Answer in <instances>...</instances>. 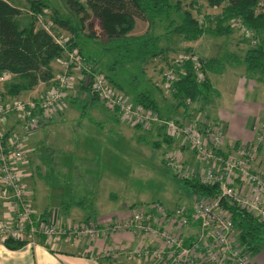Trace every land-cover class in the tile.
<instances>
[{
  "label": "built area",
  "instance_id": "obj_1",
  "mask_svg": "<svg viewBox=\"0 0 264 264\" xmlns=\"http://www.w3.org/2000/svg\"><path fill=\"white\" fill-rule=\"evenodd\" d=\"M42 28L52 34L54 23L47 24L38 16ZM241 34L255 37V32L241 18L231 22ZM53 35V34H52ZM54 37V36H53ZM55 39V37H54ZM264 41V33L260 35ZM56 40V39H55ZM65 48L66 42L56 40ZM258 40L254 39L253 45ZM194 62L198 80L205 79L198 58L182 56ZM61 72L51 81L53 87L38 98H11L3 95L2 85L10 76L0 75V123L15 117L16 128H0V201L4 214L0 220V242L13 239L35 245L38 239L59 241L63 238L93 241L108 239L124 233H138L152 240L154 247L140 245L122 249L132 259H143L150 264H255V256L239 242V230L233 215L224 208L223 200L236 204L255 220L264 222V174L256 168L264 146V122L257 128L256 138L250 142L231 145L229 155L222 146L225 139L223 127L209 119L205 107L197 108L192 118L182 122L162 121L154 110L135 104L131 98L118 92L109 84L105 75L92 73V64L76 51H65ZM93 74V89L109 111L117 113L132 127L152 129L162 125L172 139L180 140L194 151L206 168L190 172L183 165L179 152L166 154L168 163L183 178H197L202 184L218 186L217 197L194 196L191 206L169 210L161 204L134 209L126 218L117 217L103 224H56L47 216L37 213L27 195L23 172L27 143L30 136L44 120L64 109L68 91L75 81L84 79L83 73ZM165 87L170 90L180 75L174 69L164 74ZM193 105V104H192ZM195 228L190 239H185L178 230ZM192 238V239H191ZM115 252L105 251L104 258H112Z\"/></svg>",
  "mask_w": 264,
  "mask_h": 264
},
{
  "label": "trees",
  "instance_id": "obj_2",
  "mask_svg": "<svg viewBox=\"0 0 264 264\" xmlns=\"http://www.w3.org/2000/svg\"><path fill=\"white\" fill-rule=\"evenodd\" d=\"M26 1L35 19L28 25L21 26L19 19L22 11L12 5L9 0H0V75L12 74L19 79L16 83L7 82L4 84L3 95L6 97L17 98L24 93L33 91L40 83H50L56 76L52 63L63 58L67 50H76L81 57L92 64V73L105 75L112 88L118 92L127 91L124 88L126 82L134 86L132 89L133 102L154 110L162 121L182 122L180 119L179 121L177 118H172V115L175 116V112L179 109L196 112L199 107L207 109L211 106L212 100L217 98L218 92L208 78L209 72L222 71L227 65L241 63L245 66L248 74L260 75L264 80V41L260 39V35L264 33V4L261 5L260 0H209L213 7L221 6L224 3L226 5L220 15L213 19L204 16L203 22L197 20L192 12L183 11L177 0H86V4L81 0H64L69 10L67 18L61 17L58 11H55L51 20L54 23V28L58 27L73 35L66 42L65 48L56 42L52 34L39 28L37 24L38 16H43L44 11L50 7L49 0ZM80 15H82L81 18H79ZM91 16L100 20L104 31L101 43H95L101 53L99 57L101 62L100 59L92 61L93 58L84 54L77 43L80 32L83 33L85 22ZM236 18H241L245 25L255 32L254 39L258 40L257 44L250 46L243 57H239L233 52L219 58L206 60L194 54L192 48H187L186 54L183 56L198 58L205 79L198 80L195 64L191 60L184 59L180 63L179 59L174 64H170V69L176 70V73L180 75L179 80L168 90L177 105L176 109L174 110L172 107V112L169 113L160 110L157 98L145 88L143 80L140 78V73L146 75L145 65L158 58L167 60L166 55L170 50L165 47V43L167 46L171 44L168 42L169 37L179 36L185 42L195 43L203 36H232L236 29L233 28L231 22ZM137 19L149 24L147 31L142 35H133ZM204 21L209 22L210 25ZM165 22L167 24L163 27ZM159 27H163V33L158 32ZM88 37L94 41L97 40L94 34H89ZM98 61L100 62L99 67H97ZM127 68L130 69L127 71ZM83 75L84 79L80 83L81 90L89 94L91 104L100 102V97L93 89V74L84 72ZM211 121L214 120L211 119ZM134 128L158 133L160 137L158 141L154 142H151L144 132L138 137L139 142L144 141L143 143L148 145L152 144L154 150L161 149L167 143L170 144H168L169 147L173 145L174 140L166 133L162 125H156L152 129L140 126ZM171 152L177 151L170 147L166 148L162 154L163 162L170 167L172 166L165 156ZM183 165L185 166L184 162ZM176 177L190 189L192 196L211 198L217 197L219 193L218 186L215 184H202L193 177L183 178L177 171ZM153 204L161 203L155 202L147 206ZM223 204L224 208L233 215L234 224L240 232V244L256 257L261 252L264 242V222L255 220L248 212L228 199H224ZM26 245V242L13 239L5 242V246L10 250H20Z\"/></svg>",
  "mask_w": 264,
  "mask_h": 264
},
{
  "label": "rangeland",
  "instance_id": "obj_3",
  "mask_svg": "<svg viewBox=\"0 0 264 264\" xmlns=\"http://www.w3.org/2000/svg\"><path fill=\"white\" fill-rule=\"evenodd\" d=\"M9 1L22 11L21 18L19 19L21 26H26L35 19L26 0ZM177 1L180 2L183 11L192 12L200 22H203L204 16H208L212 19L217 17L222 13L223 7L226 5V3H224L221 6L213 7L209 0ZM49 2L50 7L44 11L45 14L42 16L46 24L50 21L52 24L51 16H54L55 11H58L61 17L67 18L69 10L64 0H49ZM81 2L86 4V0H81ZM260 2L261 5L264 4V0H260ZM81 16L82 15H80L79 18H81ZM204 23L210 25L209 22L204 21ZM37 24L39 28L43 27L40 21ZM166 24L167 22L163 24V27H165ZM148 27L149 24L146 21L137 19L136 29L133 35L144 34ZM163 27L158 28L159 33L164 32ZM52 34L56 40H61L63 42H68V40L73 37L71 33L61 30L58 27H53ZM89 34H94L97 40L94 41L90 39L88 37ZM102 36H104V31L101 27L100 20L95 16H91V18L85 22L83 33L80 32L77 43L84 54L93 58L92 61L100 59L101 62V58H99L101 53L99 52L98 45L96 44V47L95 43H101ZM244 36L247 35L241 34L240 30L237 29L230 37L203 36L204 39L199 44L185 42L184 39L179 36L169 37L168 42L171 44L167 46L165 43V47L170 50L166 55L167 60L158 58L149 61L144 68L146 75L140 73V78L143 80L145 88L157 98L160 110L166 113V110H171L172 105L175 103L172 100V95L164 84V74L170 69V64L179 61V59L186 54L185 50L187 48H192V51H196L194 54L200 57L201 50H203L205 46L209 49L210 57L219 58L222 55L233 52L237 56L243 57L247 49L253 46L254 41V37L251 35L247 37ZM100 62L98 61L97 67L100 66ZM54 63L57 62L54 61L52 65ZM128 69L130 68H127V71ZM56 71L57 70H54V73L57 74ZM9 75L10 76L2 85L3 92L5 91V83H16L19 81V79L15 78L12 74ZM121 78L123 80V77ZM41 84L42 83L39 85ZM140 84H142L141 81ZM42 87L45 90H51L52 83L50 82ZM124 88L127 90H124L127 93L123 92V94L125 93V95L129 96L133 102L134 93L132 89H134V86L126 82L124 83ZM78 90L79 84L75 87V91H70L69 97L73 100L82 101L83 94L76 92ZM21 98L27 99L26 95ZM101 104L97 103L96 105L90 106L83 117H80L81 115L79 116V114L77 115V108L72 106V109L65 113L63 119L55 123V130L60 132L63 137H66L65 142L67 146L69 143L73 146L72 154L68 159V172L70 176L68 175L67 177L63 174L58 166L50 165L46 167L48 171H40L36 175L37 180L45 181L50 188L63 184L62 187L66 185L67 190L72 189L69 190V192L66 191L69 196V193H71L73 197L72 201L67 200L66 202L71 204V207L68 209L70 218H76V216L80 214L84 218L89 217V220H93L94 217H101L107 213L98 208L94 200L88 197L89 193H87V189L92 186L89 184L93 182L90 181V179L97 177L95 174L94 176L86 175L89 173L87 168H90L92 163L94 166L97 163L99 166L103 165L108 169H112L114 173L112 192L118 197L117 203L114 202L113 204L114 209L133 206L141 210L145 209L148 204L155 202L161 203L168 209H175L178 206L188 205L192 200V193L190 189L176 177L174 168L163 162V156L160 152L153 151L152 145H140L138 142L135 143L137 136L142 132L147 134L145 136L151 142L158 141L160 137L158 133L143 129L139 130L132 126V128L127 127L125 124L115 122L110 119V113L108 110L104 109L102 106L103 104ZM79 113L81 114V110ZM172 118H176L174 114ZM208 118L211 119V117ZM46 131L48 130L46 129ZM46 131L45 133H47ZM91 154L95 155V158H89ZM186 155L190 156V154ZM186 155L183 154L184 158L186 157L187 159ZM191 159L193 162H196L192 157ZM186 168L190 169L188 166ZM66 177L67 181L65 182ZM99 181L101 182V177ZM106 189L101 190L100 186L95 191L101 198V194L102 197H104V195L107 194L106 191H110L109 187H106ZM101 191H103V193H101ZM100 198L99 204H101ZM58 201L59 200L51 197V204H58ZM79 202L83 205L82 209L78 207ZM262 245L263 248L264 242Z\"/></svg>",
  "mask_w": 264,
  "mask_h": 264
},
{
  "label": "crops",
  "instance_id": "obj_4",
  "mask_svg": "<svg viewBox=\"0 0 264 264\" xmlns=\"http://www.w3.org/2000/svg\"><path fill=\"white\" fill-rule=\"evenodd\" d=\"M203 39L204 38L202 37L195 43L199 44ZM200 57L205 60L216 58L210 57L209 49H207L206 46L201 50ZM55 61L57 63H54L52 68L57 70L56 72L58 74L62 67L61 61ZM57 74L55 73V75ZM208 78L218 92V95L217 98L212 100L211 106H209L205 112L211 117V119L223 127L225 131V139L222 150L229 155L234 151L231 149V145L255 140L257 133L256 130L259 125L264 122V80L260 75L248 74L245 66L241 63L227 65L222 71L213 73L209 72ZM80 83V80H76L73 88L68 91L64 109L59 111V113L44 119L40 123L39 128H37V130L30 136L27 143L26 159L22 166L24 169L23 182L33 209L43 216L47 214V217L61 226L80 223L92 224L94 222L103 224V222L117 217L126 218L130 215V211L137 209L133 206L114 209L113 204L118 201L117 195L112 192L114 173L112 169H108L103 165L99 166L97 163L95 166L92 163V166L87 168L89 173L86 175L94 176L95 174V176H97L94 179H90V181L93 182L89 184L92 186L90 188L88 187L87 193H89L88 197H90L91 200H94V203L98 205V208L107 213L101 217H94L93 220H89V217L84 218L80 214L79 216H76V218H70L68 215V209L71 207V204L66 202L67 200L72 201L73 197L71 193H69V196L66 191L69 192V190L72 189L67 190L66 185L65 187H62L63 184L50 188L45 181L37 180L36 178V175L40 171H48L46 167L50 165L58 166L63 174L67 177L68 175L70 176V173L68 172V159L72 154L73 146L71 143L67 146V143L65 142L66 137H63L60 132H57L55 130L56 126L54 125L57 121L63 119L65 113L70 111L72 106L77 108V115L79 114V116L81 115L80 117H83L90 106L97 104L90 103V96L81 90ZM77 84H79V90L76 92L83 94L82 101L73 100L69 97L70 91H75ZM42 86H46V83H42L33 91L24 93L20 97H23L24 95H26L27 98L41 97L49 91L45 90ZM176 105L177 104L174 103L172 106L174 110L176 109ZM102 106L104 109L108 110L104 105ZM80 110L81 114L79 113ZM170 111L172 112V109L166 110V113H169ZM108 112L110 113V119L125 124L127 127H131L117 113L109 110ZM175 113V117L181 121L190 119L197 114L193 111L186 112L183 109H179ZM0 128L3 130L15 129V117H10L2 121L0 123ZM46 129L48 131H46ZM45 131L47 133H45ZM139 135L137 136L135 143L138 142L140 145H148L147 143H143L144 141L139 142ZM173 140V145L170 147L174 151L179 152L185 166L190 168L187 170L195 172L206 168L205 164L197 158L193 150L184 146L180 140ZM168 144L169 143L159 150H154L153 148V151L160 152L162 155L166 148H170V144ZM183 154H190V156L186 155V159ZM191 157L196 162H193ZM89 158H95V155L91 154ZM256 168L264 174V146L261 149ZM67 177L65 182L67 181ZM100 177L101 182L99 181ZM100 186L101 190L106 189V187L110 188V191H106L107 194L104 195V197H102L101 194V198L95 191ZM101 193H103V191H101ZM51 197L59 200V205L56 203L51 204ZM99 198L101 199V204H99ZM193 201L194 196H192L191 202L184 206H191ZM78 207H81V209L83 208L81 202L78 203ZM3 213L4 206L0 201V220H2ZM178 232L188 240L190 239L189 237L195 233V228L179 229ZM140 245L150 248L154 247L152 240L138 233H124L113 238H103L95 241L89 238L82 240L63 238L59 241L38 239L35 245L25 246L20 250H10L0 242V264H150L143 259H132L127 254H121L122 249H133ZM109 250L115 252L114 256L112 258H104L102 254ZM255 264H264V247L255 257Z\"/></svg>",
  "mask_w": 264,
  "mask_h": 264
}]
</instances>
